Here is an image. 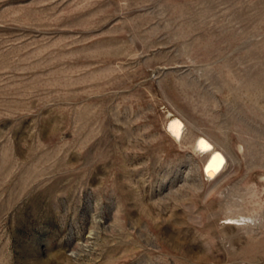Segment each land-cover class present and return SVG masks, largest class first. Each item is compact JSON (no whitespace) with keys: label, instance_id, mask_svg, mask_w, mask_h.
Here are the masks:
<instances>
[{"label":"rangeland","instance_id":"374dc122","mask_svg":"<svg viewBox=\"0 0 264 264\" xmlns=\"http://www.w3.org/2000/svg\"><path fill=\"white\" fill-rule=\"evenodd\" d=\"M0 264H264V0H0Z\"/></svg>","mask_w":264,"mask_h":264},{"label":"bare ground","instance_id":"6f19581e","mask_svg":"<svg viewBox=\"0 0 264 264\" xmlns=\"http://www.w3.org/2000/svg\"><path fill=\"white\" fill-rule=\"evenodd\" d=\"M183 122L177 118L171 120L166 129L167 131L176 139L178 140L183 136ZM196 148L198 151L206 152L208 154V161L204 168V173L209 178H215L220 172L222 171V168L227 162V159L223 155V153L217 151L213 144H211L208 140H205L204 138H199L196 141ZM234 222L229 223V225H236V220H232ZM238 222V221H237Z\"/></svg>","mask_w":264,"mask_h":264}]
</instances>
